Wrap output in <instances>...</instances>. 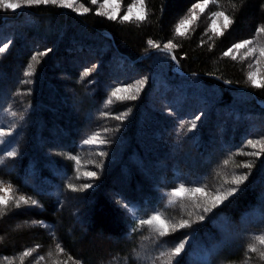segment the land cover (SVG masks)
<instances>
[{
    "label": "trees",
    "instance_id": "1",
    "mask_svg": "<svg viewBox=\"0 0 264 264\" xmlns=\"http://www.w3.org/2000/svg\"><path fill=\"white\" fill-rule=\"evenodd\" d=\"M197 2L145 0L143 21L111 20L93 8L81 15L51 4L0 6V47L9 44L0 53V127L11 129L0 142V183L39 202L15 208L9 201L0 217V264H167L162 253L182 240L173 264H264L249 250H264L255 240L264 235V153L247 155L260 151L247 141L264 137V88L249 84L244 60L224 55L256 38L264 0L210 3L185 36L176 35ZM214 11L234 21L223 36L209 28ZM170 40L177 47L168 53L162 48ZM48 49L34 74L24 75L32 56ZM140 80L138 94L121 93L135 100L107 104L114 88ZM197 115V128L188 131ZM94 134L106 142L85 144ZM247 163L253 166H237ZM244 174L242 184L231 183ZM68 184L92 187L72 191ZM180 185L203 187L208 196L172 197ZM230 188L237 191L204 211ZM154 213L190 226L166 237L137 227ZM15 218L18 229H2ZM27 250L32 255L22 256Z\"/></svg>",
    "mask_w": 264,
    "mask_h": 264
},
{
    "label": "snow or ice",
    "instance_id": "2",
    "mask_svg": "<svg viewBox=\"0 0 264 264\" xmlns=\"http://www.w3.org/2000/svg\"><path fill=\"white\" fill-rule=\"evenodd\" d=\"M76 0H14V2H10V0H0V6H2L5 9H11L13 11H16L17 9H21L23 6H33V5H58L63 8H72L75 4ZM92 4H96L97 0H91ZM138 3L140 5V11L137 12L135 19L137 21H143L145 20L146 13L144 12V0H138ZM210 3H216L217 5L219 4V0H199V2L195 3L192 8L189 10L190 15L186 16L183 18L179 24L175 28V33L176 35L179 36H185L187 34V29L192 25L194 21L198 19V16L196 15V9H199L201 13L205 11V9L209 6ZM114 4V0H104V7H112ZM136 4H132L128 6V11L127 13L122 17L124 21H129L132 19V13L133 9L136 8ZM236 5L233 4V8H235ZM77 11L80 12L81 15L84 13L88 12L89 9L87 7H83L81 5V9H77ZM98 15H108V18L111 20H115L117 18V14L115 11H113L111 14L105 13V12H97ZM211 25H210V30L213 33L214 36H223L224 35V30L228 29L232 24H233V19L231 16L226 15L224 11H214L211 13ZM218 20L221 21V23L218 25ZM264 33V25L259 26L257 28V34ZM149 46L153 48L160 49L161 45L153 40L148 41ZM253 44V40H244L242 42L234 44L231 48H229L224 55L225 56H230L233 53V50H240L244 48H248L249 45ZM9 47L8 43H4L2 47H0V53H4ZM177 47L175 43H173L171 40L165 44L162 48L163 51L171 53L172 49ZM51 49H48L46 52L42 53H36L35 55L32 56L31 60L32 62L28 64L27 69L25 70L24 75L26 76H32L35 72V65L38 64L39 58L42 56H45L48 54V52H51ZM257 52H259L260 56H264V46H261L257 44L256 46L252 47L249 49L247 55H255ZM175 59V57H172ZM233 59H236L235 56H232ZM256 64H259V59L256 60ZM251 67V65H250ZM95 70V66L93 68H88L85 69V71L82 73V77L88 76L92 71ZM248 80L251 82L253 87L256 88H264V81H261L258 78V72H250L248 73ZM146 80H140L137 81L135 85H128V86H123V87H116L112 90L110 98L107 100V104L113 103V99L115 98L116 100H135L136 95H121V93H129V92H134V93H139L141 88L143 87L144 83ZM22 83H31V81H22ZM12 115H16V113H12ZM127 116V113H124L123 115L116 116L115 118L117 120H122ZM22 118V117H21ZM200 115H197L192 121H190V128L188 131H192L197 128V121L200 120ZM181 128L184 127L183 124L180 126ZM4 135V132L0 130V136ZM99 140L100 143H105L106 141L102 140L99 138L98 134H94L92 137L89 139H86L84 141L85 144H95ZM248 146H250L253 149H260V151H253L250 153H247V155L251 156H256L259 157L264 153V137H261L258 140H248L247 141ZM7 155L9 157H14L17 155L15 151L8 152ZM101 156L106 155V153L101 152ZM70 159L76 160L77 163H79V160L77 157H69ZM3 163V160L0 159V164ZM225 164L229 163V160L224 161ZM238 167H246V168H251L253 165L251 163L243 164V165H237ZM86 176L88 177H95L97 175L96 172H87L85 173ZM248 174H244L241 176H234L232 178L231 183L235 185L242 184L245 180H247ZM69 189L72 191H83L84 189L91 188V184H83L80 185L79 187L73 185V184H68L67 186ZM0 191H3L5 193H8L6 196H0V217H3L6 215L9 211V201L13 200L14 202V207L15 208H20L21 205H35L39 206V202L37 200L32 199L31 197H25L23 195L19 196L18 198H13L11 195V188H0ZM186 191L190 192L191 194L195 195L199 193L200 195H203L205 197L208 196V193L205 191L203 187H197L194 189H186L184 185H180L178 188L174 189L173 192L171 193L172 197H180L182 196ZM237 191L236 188H230L227 190V192L221 193V192H216L210 199V205L204 207V211L208 212L211 211L212 207H215L218 204L223 203L229 196H232L235 192ZM174 201H170L172 203ZM125 208H127V205H124ZM199 220H204V216H199ZM42 222L40 221H33V224H40ZM144 226H149L156 234L158 237H166L170 235L173 231L180 229V228H185L190 226L188 220H180L177 223H172L169 220H166L165 218L162 217L160 213H154L150 217L146 219H140L138 222L137 227L142 228ZM2 239V237H0ZM255 240L258 242L259 245L264 246V235H260L255 237ZM187 244V240H182L179 242L177 245H175L173 248H171L167 253H162V255H167L168 260L167 264H173V259L176 257H180L182 252L185 249V245ZM38 247V246H37ZM57 249L59 252L63 253L65 252V249L61 247L60 245H57ZM249 250L253 253L258 252L259 258L261 260H264V250H259L257 244H252L249 245ZM33 250H27L25 251L22 256H30L32 255ZM51 255V253H50ZM40 259H44L43 257H40ZM11 264V262H10ZM74 264H81L80 261H74ZM245 264H248L247 259L245 260Z\"/></svg>",
    "mask_w": 264,
    "mask_h": 264
},
{
    "label": "rangeland",
    "instance_id": "3",
    "mask_svg": "<svg viewBox=\"0 0 264 264\" xmlns=\"http://www.w3.org/2000/svg\"><path fill=\"white\" fill-rule=\"evenodd\" d=\"M122 1L123 0H114V4H113L112 7H104L103 6L104 5V0H97V3L96 4H91V5H87V4H85L84 2H82L80 0H76V2L74 4V6L72 7V9H75L77 11V9H81V5H83V7H87L89 10L91 8H93L94 10H96V12H105V13L111 14L113 11H115L116 14H117V18L122 19V17L128 11V6L135 3L137 6H136L135 9H133L132 19L131 20H136L135 19V16H136L137 12L140 11V5L138 3V0H133L127 6H123ZM10 2H14V0H10ZM143 7H144V12L146 13V16H147V8H146L145 0H144V6ZM206 10H207V8L205 9L204 12H206ZM203 13H201L199 11V9H196V15L198 16V18ZM188 15H190V12H189ZM188 15H186V16H188ZM105 16L108 17V15H105ZM185 17H183V18H185ZM210 17H211V15H208L209 28H210V25H211V18ZM196 21H194L192 23V25ZM220 23H221V21L218 20V25ZM191 26L186 30L187 32L190 30ZM244 40H249V39H244ZM244 40H242V41H244ZM251 40H253V44L252 45H249L248 48L240 49L238 51L237 50H233V53H232L231 56H235L236 58H239V59L241 58L242 60H244L245 67H246V71H247V77H248V73L257 71L258 72V78L261 81H264V56H260L259 52H257L255 55H247L246 56V53H248L249 49L252 48V47H254V46H256L257 44H259L261 46H264V33H262V35L261 34H259V35L257 34L256 38L254 37ZM242 41H239V42H242ZM257 59H259V64L258 65L256 64V60ZM250 65H251V67H250ZM249 84L252 85L250 81H249ZM0 130H2L4 132V135L0 136V142H1V141H4L5 139H7V137L10 135V130L11 129H8V128L5 129V128H1L0 127ZM8 187H10L11 190H12L11 191V195H12L13 198H18L19 196L22 195L20 193L15 192V189L13 188V186H11L9 184H5V183H0V188H8ZM6 195H8V193H5L3 191H0V196H6ZM12 201L10 200V202H12ZM15 220L16 221H13V222H10V223H6L5 226L2 227V229L5 230V231H13L15 229H18L20 227V225L18 224V221H17L16 218H15Z\"/></svg>",
    "mask_w": 264,
    "mask_h": 264
}]
</instances>
